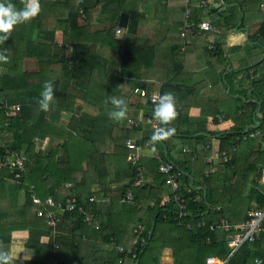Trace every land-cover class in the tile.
I'll return each mask as SVG.
<instances>
[{"label":"trees","instance_id":"trees-1","mask_svg":"<svg viewBox=\"0 0 264 264\" xmlns=\"http://www.w3.org/2000/svg\"><path fill=\"white\" fill-rule=\"evenodd\" d=\"M26 1L0 0V159L10 157L8 151L26 157L22 170L0 168V192L5 195L8 184L9 189L14 188L25 198L24 206L9 212L11 218L14 216L12 222L0 226V257L8 262L11 232L21 229L28 235L25 248L40 258L32 260L33 264H54L52 260L58 264H160L164 248L173 252L186 237L191 245L184 247L195 252L187 256L189 263L207 264L210 255L226 259V234L197 223L205 221L208 225L221 218L241 221L249 211L264 205V184L260 182L264 172V0H222L224 5L217 8L200 6L202 0H189V30L184 37L179 31L185 20L184 0L152 4L148 9L157 11L150 10L153 14L148 20L140 12L142 4L136 2L129 7L132 0H113L122 6L115 9L117 13L125 11L129 15L120 40L113 37L117 15L111 8L106 13L95 7L109 5L112 0H40L35 10L27 9ZM201 21H207L211 28L199 31L197 24ZM257 21L260 23L249 32L248 43L227 45L225 34L238 22L240 27H247ZM26 27H35L36 37L31 34L25 38ZM98 28L108 45L118 47L120 57L115 63L108 65V60L90 49L89 33ZM178 36L180 40L174 42ZM234 56L238 57L237 67L232 65ZM194 59L200 67L193 64ZM45 61L54 64L52 70L40 67L47 65ZM189 63L194 68H189ZM196 72L207 74V88L217 86L213 89L216 99L229 101L235 94L243 97L236 96L233 101L238 121L232 132L223 136L218 149L237 148L242 142L245 147L252 146L254 155L246 167L237 168L235 152L228 162H205L212 149L211 139L199 132H207V115L193 118L181 104V98L186 97L185 82ZM125 76L130 80L123 83ZM141 84L147 92L159 91L164 96L165 117L155 144L158 158H140L148 170L145 182L133 189V200H124L132 181L125 142L132 139L144 144L152 138V130L144 127L149 124L132 125L123 117L128 111L135 116L141 109L144 115L155 112L148 97L133 92ZM252 96L261 101L262 117L256 128L244 132L257 107V102L246 101ZM77 99L81 102L76 104ZM83 103L95 107L96 113L84 111ZM12 104L19 105V109L10 116L5 109ZM35 107H41L40 114ZM45 109L50 111L49 118ZM63 111L70 113L68 120L62 118ZM99 119L113 124L105 144L93 141L90 135L94 121ZM244 134L247 137L242 140ZM44 139L47 145L41 149L38 143ZM184 147L187 152H182ZM164 160L183 171L178 194L186 208L180 218L171 191L166 206H159L162 192L170 190L158 170ZM216 164L222 165L219 172L213 167ZM198 176L201 178L195 180ZM190 177L204 186L206 197L203 190L190 185ZM66 182L74 184L80 204L88 202L85 214L92 221L82 222L83 216L77 211H63L52 232L46 218L35 213L30 194L62 200L72 193ZM91 196L93 201H89ZM143 205L145 210L140 213ZM131 212L138 214L136 222L130 221ZM115 214L126 224L121 238H117L113 226ZM21 215L23 219L15 218ZM139 224L143 228L138 234L134 229ZM85 238L94 240V246H87L93 259L85 257ZM73 244L80 246L76 252L81 251L67 258ZM9 262L14 263V258L10 257ZM227 264H264V232L258 240L243 243Z\"/></svg>","mask_w":264,"mask_h":264},{"label":"crops","instance_id":"crops-1","mask_svg":"<svg viewBox=\"0 0 264 264\" xmlns=\"http://www.w3.org/2000/svg\"><path fill=\"white\" fill-rule=\"evenodd\" d=\"M27 1H28V4L32 3V2L35 4V7L31 8L32 10H35V9H37L39 7L40 0H27ZM132 1H133V3L132 2L128 3L129 7H131L132 5H136L135 4L136 2L139 5L142 4V5H140V10H141L140 12H142L143 17L146 18V20H148L150 18V16L153 14V12H152L153 10L152 9H155L157 11V8L148 9L149 6H151L152 4L154 6L157 3H159V4H165L166 3V0H150V2H149V0H132ZM184 1H186V0H184ZM208 1H209L208 5H212V6L216 2V0H208ZM109 5L101 3V4H97L95 7H98L101 10V12H103L102 10H105L106 13H108V9L111 8V10L114 13V15H117V27L115 28L114 33H113V37L117 39L118 35L120 33H123V32L116 33L117 28H123V27H120L118 25V20H119L120 14L122 12H125V11H120L118 13L116 12V10H115L116 8L122 7L116 1L113 2V0H112L111 2H109ZM142 6H147V7H142ZM98 8H96L95 10H97ZM215 8H217V7H215ZM150 10H152V11L150 12ZM238 10H240V8ZM156 15H157V13H154V17ZM95 17L96 16H93V20H96V19H94ZM263 20H264V17H263ZM183 22H182V24H183ZM259 23H260V21H257L255 23L249 24L247 27H240V23L238 22L236 27H234L232 30H230L227 33V35H226V40H227L226 43H227V45L229 47L230 46H234V47L235 46H244L246 43H248L249 32L253 28L257 27ZM182 24L179 25V28L182 26ZM99 28L97 30H95V31L92 30L91 33H89L90 49L92 51L94 50V51H97L98 53H100L103 58L108 60V65H110V62L115 63L116 61H118V59L120 57V53H119L118 47H114L112 45H108L109 43L103 45L101 40L97 41L94 38L96 35L102 36V33L99 31ZM27 32H28V29L26 27L25 32H24L25 36H26ZM156 47H158V44H157ZM262 58H263V61H264V53L262 55ZM237 60H238L237 56H234V58H232V65L234 66V63L236 65L234 67L238 66ZM192 62H194L193 64H197V60L196 59H194ZM189 64H191V63H189ZM193 64L190 66V68H194ZM39 65H40V63H39ZM168 65L169 64L167 63L166 66H168ZM263 65H264V63H263ZM99 74H100V76L102 75V71L101 70L99 71ZM213 79H214V81L219 83V80H218L217 76H214ZM129 80H130V78L125 76V77H123L122 81H123V83H125V82H128ZM199 82L202 83V85H206V86L209 87L210 80H208L206 78H201L199 80ZM219 86H221V85H219ZM229 90H230V88H229ZM229 90H226V92H229ZM192 93L195 94L194 99L196 101H194V102H192L190 97H187V96H190ZM204 93H205V91L201 87H198L196 89V91H194V92L193 91L192 92H188V95H187V91H186L185 92L186 97H182L181 98V104L188 111V115L192 116L193 118H196L198 116L200 117V115L201 116H204V115L209 116L210 115L209 112L212 113L213 119H211L212 117H208V118L205 117L206 118L207 132H204V133H206L205 135L209 136L210 139H211L209 142H210V146L212 148L211 151H212V150L218 149V147L221 144H223L221 139L223 138V136L226 133L232 132L234 123L236 121H238L237 117H239V112L236 113L235 107L237 105L235 103H233V101L235 100V97L239 96V95L235 94L233 99L227 101L225 105H222L221 103H219L218 105H214L206 113H204L202 107H203V101L205 99L203 100L201 98V96L202 97L204 96ZM200 94H201V96H200ZM239 97L243 98L242 96H239ZM77 100H78V102H81L79 99H77ZM258 100L259 99H257L256 97H253V96H252V98L246 99L247 102L248 101L257 102ZM198 101H201L202 105L195 104ZM81 106L83 107L84 111H88L91 114H95L96 113V109L93 106H90V105L85 104V103H83ZM257 106H258V104H257ZM260 106H261V104H260ZM141 110H139L136 113V116L133 114V112L128 111V112H126L123 115V117H124V119H126V117L132 115V117H131L132 119L134 117H136V120L140 121V119L142 118L143 112H144L143 110L142 111ZM63 112H65V111H63ZM259 112H260V110H259ZM66 113H67V115H70L69 112H66ZM225 113H227V115ZM228 114H230V116H228ZM253 115L254 116H252V118H251V120H252L251 123H254V121H257V123H255V124H256V126H258L260 124L259 121H260V119L262 117V113L259 115V114L255 113V110H254ZM215 117H216V119H215ZM64 120H68V118L64 119ZM251 123H249L248 126ZM94 124H98L99 127L106 126V124H110L111 127H113V124L111 122H109L108 120H104V119L95 120L94 123H93V126H94ZM141 124H144V123H141ZM144 127H146L149 130H151V127H149L147 125H144ZM112 130H113V128H112ZM100 131L101 130H97L98 133H100ZM199 133L201 134L202 132H199ZM254 133L257 134L258 131L254 132ZM197 134H195V135H197ZM91 138H92V135H91ZM92 140H93V138H92ZM93 141H95V140H93ZM96 142H98V141H96ZM39 144H40V148L41 149L44 148L47 145V139H44V140L40 141L38 143V145ZM247 147H245L244 144L243 145L240 144L237 147V150L235 152L236 153L235 157L237 156V159H236V164L237 165L236 166H237V168L239 167V169H242V168L246 167L247 162L249 160H252V158H253L254 154L252 152V149H253L252 146H247ZM262 147H264V146L262 145ZM142 150H143L142 153L140 152L141 159L143 158V160H144L146 158H155V157L158 158V154L156 152V148L155 147H152V146L148 145V146L143 147ZM211 151H210V153H211ZM220 151H226L227 152V149L226 150H220ZM216 165H214L213 167L216 168L215 167ZM142 167L144 168V172L146 173L148 171L147 168L144 165H142ZM200 167H201V163H199V165L197 166L196 169L199 171ZM218 167L221 168L222 165H218ZM197 170H196V172H197ZM200 178H201V176L195 177V180H199ZM192 180H193L192 187H195L197 189H200V187L204 188V186L196 184L193 178H192ZM260 182H261V184H264V172L263 171H262V177H261V181ZM190 183H191V180H190ZM8 190H11L12 195H13V199L11 197V199L8 201V202H11L12 204L11 205L8 204V206H9L8 208L9 209L3 214H1V211L4 210V209H0V226L3 225V223H6V224L11 223L12 220L14 219V216H12V218L9 216V212L12 210L11 208L14 207L17 210L18 207L20 205L22 207L23 203L25 202V198L23 196H20L14 188L13 189H9V187H8ZM169 193H170L169 189L167 191L164 190V192H162L161 200H164V199L168 198ZM5 196H6L5 200H8L6 194H5ZM203 196L206 197V191L205 190H203ZM0 207H3V206L1 205ZM144 207L145 206L143 205L142 209L139 211L140 213H142L145 210ZM14 208H13V210H14ZM115 216H116V214L114 215V218H115ZM137 217H138L137 213L135 215V212H131V220L130 221L131 222L132 221L136 222V218ZM15 218L23 219V216L21 215V217H15ZM146 218H147V215H145L144 219L146 220ZM1 219H3V220H1ZM4 220H6V221L3 222ZM20 221L18 220L17 223L20 224L19 223ZM115 221H116L115 223L113 222V226H114V228H116V236H117V238H121L123 236V234L125 233V225L126 224L123 223V222H120L119 218H115ZM140 226H142V225H140ZM21 231L26 233V231H23V230H19L18 232H21ZM13 233L14 232H11V238H12V234ZM83 240L86 242V244H85L86 245V252H84V253H86L85 257L87 259H91V258L93 259L94 256L90 253V251H88V249H87L88 247L87 246H89L90 248L92 246H94V240H89V239L87 240L86 238L83 239ZM166 240L169 241L170 239L167 238ZM184 240L185 241L180 244L181 246H179L178 249H176V248L173 249V252H171V249L168 248V247L164 248V253H163L164 255L161 257V263L160 264H170V263H172L173 259H175L177 261L181 260L182 262H186L187 261L186 260L187 256L183 257V254H184L183 250H186V248H188V246L190 244L189 242H191V241H189L187 237ZM97 246H99V245L97 244ZM78 247H80V246H78L77 244H73V247H71L70 251L68 252L69 254L66 257L70 258L72 253H76V254L80 253L81 249H80L79 252H76ZM102 255H103V253L98 255V257L100 258ZM10 257L14 258L13 256H11V254L9 252V258ZM27 257L31 258V255H28V253L26 252V253L22 254L21 256H18V258H14V263L18 262L20 264H25V263H23V259H25ZM9 258H8V262H7V260H6V258L4 256L0 257V264H12L13 262H9ZM178 262H180V261H178ZM173 264H176V263H173ZM189 264H191V263H189Z\"/></svg>","mask_w":264,"mask_h":264},{"label":"built area","instance_id":"built-area-1","mask_svg":"<svg viewBox=\"0 0 264 264\" xmlns=\"http://www.w3.org/2000/svg\"><path fill=\"white\" fill-rule=\"evenodd\" d=\"M186 10H185V20L180 27L181 36H184L186 32H188V24H189V0L185 1ZM208 0H202L200 6H208ZM81 14L83 15V11L80 9ZM197 28L199 31L209 30L211 28L210 24L207 21H201L197 24ZM121 29L117 28L116 33H120ZM133 92L139 94L142 97H148L150 102L155 107V112L153 114L147 113L143 114L140 121L134 119H128V123L132 125H136L138 122H144L150 125L152 130V138L145 142V146L155 147L156 141L160 139L162 133V124L164 122L165 117V109L163 107L166 99L159 91L147 92L144 87L136 86L133 89ZM3 106H8L6 103L2 102ZM19 109V105L12 104L6 110L8 115H13ZM177 115V112L173 113ZM256 133L251 132L249 136H254ZM246 135L244 134L241 139H246ZM126 148L129 150L126 160L132 167V181L126 192L124 200H133L134 194L133 189L140 186L145 182V172L144 168L140 163V152L141 145L135 142L132 139H127L125 142ZM208 148V147H206ZM237 148L232 146L230 150L220 151L219 149L212 150L211 153L205 157L206 163H211L213 161H222L227 162L232 158L234 152H236ZM188 149L184 147L182 152H187ZM11 161H14V164L4 163L3 160L5 158L0 159V168L5 166H11L14 169L22 170L23 163L26 159L25 156L19 155L15 151L10 152ZM158 170L161 174L164 175L165 180L164 183L170 188L171 193L173 194L174 201L178 204V217L180 218L185 212V204L178 194L179 190V179L183 173L182 170L176 167V165L172 161H161L158 166ZM66 187L72 189V193L67 195L62 200H56L52 196H46L41 198L37 196L35 193L30 194V199L33 204L36 205L35 213L38 216H44L46 218V222L49 226L53 227L52 231H55V226L60 220L61 214L63 211L72 212L77 211L82 214L83 219L82 222H91L92 218L89 215L85 214L84 205L88 202L84 201L82 204L79 203L75 195V186L71 182L65 183ZM94 197H89V201H93ZM154 200L151 202L153 204ZM168 203V199L160 200L159 206H166ZM264 205L260 208L253 209L247 213V217L240 222H236L234 225L231 221H228L225 218L216 219L211 221L208 225L205 221H200L197 223L198 226H208L210 230H219L226 234L227 246L229 248L228 256L226 259H219L212 255L207 256L205 262L207 264H227V260L233 253L245 242H253L260 238L261 233L264 232ZM96 228H99V225H95ZM190 228V225H187V229ZM142 226L138 225L137 228L134 229V232L141 233ZM144 239H142V242ZM257 263L260 260L255 259Z\"/></svg>","mask_w":264,"mask_h":264},{"label":"rangeland","instance_id":"rangeland-1","mask_svg":"<svg viewBox=\"0 0 264 264\" xmlns=\"http://www.w3.org/2000/svg\"><path fill=\"white\" fill-rule=\"evenodd\" d=\"M25 5H26V8L27 9H30V10H32L31 8H33V7H35V4L32 2V3H29L28 4V1H26V3H25ZM102 9V8H101ZM103 11H105V10H103ZM27 13H29L28 11H27ZM82 17H83V15H82ZM177 26L178 25H175V29L177 28ZM5 30H7V29H5ZM179 31H180V28H179ZM177 33V32H176ZM180 33H181V31H180ZM31 34H33V37H36V28L35 27H32V28H30L29 30H28V32H27V34H26V36L27 35H31ZM181 35V34H180ZM226 35L227 34H225V40H226ZM24 37H25V34H24ZM123 37V33H120L119 35H118V37H117V39H121ZM26 38V37H25ZM97 41L98 40H101L102 41V43H103V45H105V44H107V41L104 39L103 40V37L102 36H100V35H96L95 37H94ZM61 40V39H60ZM180 40V37L178 36L176 39H174L173 41L175 42V41H179ZM211 41H212V39H210ZM226 42H227V40H226ZM43 63H46L47 65H45V64H41L40 65V67H42V68H44V69H46V70H52V68H53V63L52 62H47V61H45V62H43ZM192 64H189L188 66H189V68H190V66H191ZM196 66L197 67H200V64L199 63H197L196 64ZM207 74L204 72V73H199V72H196V73H192L191 74V76L189 77V79L185 82V85H186V91H187V95H188V92H194V91H196V89L198 88V87H201V88H203L204 89V91H205V93H204V96L202 97L201 96V94H200V96H201V98L204 100L203 101V107H202V109H203V111H204V113H206L210 108H212L214 105H218L219 103H221L222 105H225L226 104V102H227V99L226 98H220V99H216L215 98V92H213V89L214 88H216L217 89V86L215 85V84H213L212 86H210V88H207V86L206 85H202V83H200L199 82V80L201 79V78H205V76H206ZM177 80H179V81H182L180 78H176ZM207 79V78H206ZM226 85V84H225ZM226 90H228V85H226ZM194 96H195V94L194 93H192L190 96H187V97H190L191 98V100H192V102H194V101H196L195 99H194ZM76 102V104L78 103V100H76L75 101ZM195 104H197V105H202V103H201V101H198V102H196ZM40 110H41V107H35V112L37 113V114H40ZM46 110V109H45ZM142 111V110H141ZM46 114H47V117L49 118V113H50V111L49 110H46ZM210 113V115L209 116H207V118L208 117H212V113L211 112H209ZM61 116H62V118L63 119H67L68 118V116L69 115H67V113H66V111L65 112H63V113H61ZM132 117V115H130V116H128V117H126V119H132L131 118ZM218 117V116H217ZM134 120H136V117H134L133 118ZM211 119H213V117L211 118ZM215 119H216V117H215ZM248 126V125H247ZM247 126H245V128H244V130L246 129V127ZM112 128L113 127H111V125L110 124H106V126H102V127H99L98 126V124H94V126H92V128H91V131H90V135H92V138H93V140H95V141H98V142H100V143H102V144H105V141H107V138H108V135L110 134V132L112 131ZM51 129H53V127L51 128ZM50 129V130H51ZM97 130H101L100 131V133H98L97 132ZM139 144V143H138ZM242 145L244 144L243 142L241 143ZM107 145V144H106ZM139 145H141V149L139 150V152H141L142 153V149H143V147H145V143L144 144H139ZM7 154H10V151H8L7 152ZM96 157H97V154L95 155ZM3 158H5L4 160H3V162L4 163H11V164H14V161H11V158H9V157H3ZM141 160V159H140ZM88 166H90L91 167V162L89 161V165ZM216 168H215V171H217V172H219V167H218V165H216L215 166ZM190 185H191V183H190ZM9 186H8V184H6V192H5V194L7 195V198H8V200H5V195H4V191H2V192H0V206L2 205L3 207H0V209H4V210H2L1 211V214H3V213H5L9 208V206H8V204L9 205H11L12 203L11 202H8L10 199H11V197H12V199H13V195H12V192H11V190H7V188H8ZM25 205V203L22 205V206H24ZM21 207V205L18 207V209ZM250 207H253V205H250ZM12 208H14V207H12ZM11 208V209H12ZM243 208V207H242ZM19 217H21V216H19ZM115 219V218H114ZM245 219V218H244ZM1 220H3V219H1ZM243 220V219H242ZM6 220H4L3 222H5ZM236 222L238 223V222H240V221H235V220H233L232 221V223L235 225L236 224ZM21 225V224H20ZM201 227V226H200ZM202 227H205V225H202ZM189 229H191V228H189ZM19 230H21V229H19ZM18 229L17 230H15L14 231V233L12 234V238H11V241H10V245L8 246V248H9V251L8 252H10V254H11V256H13L14 258H18V256H21L22 254H24V253H28V255H31L32 254V252L31 251H29V250H27V249H25V243H26V241H27V239H28V235H27V232L25 233V232H18L19 231ZM5 231V230H4ZM53 232V231H52ZM43 241H45V240H47V238L46 237H42L41 238ZM54 247H56L55 245H54ZM184 251V254H183V257H186V256H191L192 254H195V252L193 251V252H190V251H188V250H183ZM38 258H39V256H33V255H31V258L29 259L28 257L27 258H25V259H23L25 262H27V264H33V261L32 260H38ZM40 259V258H39ZM52 262L54 263V264H58V262H54V260H52ZM17 264H18V262H16ZM176 264H189V262L188 261H186V262H178V261H176L175 262ZM45 264H48V262L47 261H45ZM65 264H67V262L65 263ZM191 264H193L192 262H191Z\"/></svg>","mask_w":264,"mask_h":264},{"label":"water","instance_id":"water-1","mask_svg":"<svg viewBox=\"0 0 264 264\" xmlns=\"http://www.w3.org/2000/svg\"><path fill=\"white\" fill-rule=\"evenodd\" d=\"M221 5H224V2H223L222 0H216V2L213 4V7H219V6H221ZM238 9H239V8H238ZM128 16H129V15H128L127 12H122V13L120 14V17H119V20H118V25H119L120 27H123V28H126V27H127ZM239 29H240V28H239ZM141 87H144V84H141ZM228 90H229V86H228ZM257 104H258V106H257V108L255 109V113H257V114L260 115L261 113L259 112V110H260V104H261V101L258 100V101H257ZM255 123H257V121H254V123H251L249 126H247L246 129L244 130V132H246L249 128H256L257 126H256ZM201 134H206V133L202 132ZM14 171L17 172V169H15ZM188 176H189V175H188ZM190 180H191V186H192V184H193L192 177H190ZM200 189H201V190H204L203 187H200ZM153 225H154V221L152 222V227H153ZM150 234H151V231L149 232V236H148V238L150 237Z\"/></svg>","mask_w":264,"mask_h":264},{"label":"clouds","instance_id":"clouds-1","mask_svg":"<svg viewBox=\"0 0 264 264\" xmlns=\"http://www.w3.org/2000/svg\"><path fill=\"white\" fill-rule=\"evenodd\" d=\"M121 29V28H120ZM121 32H123V30H121ZM140 87H141V85H140Z\"/></svg>","mask_w":264,"mask_h":264}]
</instances>
